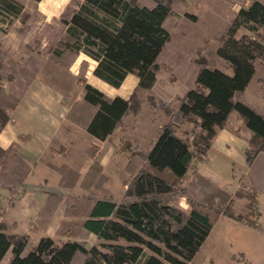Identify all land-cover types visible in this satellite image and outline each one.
Wrapping results in <instances>:
<instances>
[{
    "label": "trees",
    "instance_id": "1",
    "mask_svg": "<svg viewBox=\"0 0 264 264\" xmlns=\"http://www.w3.org/2000/svg\"><path fill=\"white\" fill-rule=\"evenodd\" d=\"M170 1L82 0L64 22L65 32L51 57L68 68L78 55L84 54L95 62L92 74L110 86L119 87L132 73L139 79L138 87L149 89L156 80L158 57L170 37L165 27ZM0 11L12 17L24 16L23 5L16 0H0ZM240 27L252 36L236 37ZM263 29L264 3L252 0L240 7L217 49L231 72L210 67L205 58H198L194 85L177 98L176 108L166 111L169 120L159 128L151 148L140 157L137 149L127 143L131 150L125 170L130 179L124 184L123 199L98 198L92 192L71 196L56 235L79 228L93 234L98 242L87 245L71 238L58 242L43 236L32 244L27 234L6 233L0 224V264L8 254L7 264H188L220 216L257 227L260 213L252 192H230L197 172L191 177L187 172L193 159L202 160L206 155L216 130L226 124L231 112H236L252 131L244 150L247 165L260 151L264 152V115L244 99L255 62L264 59ZM84 63L86 60L81 62L80 70ZM36 69L29 70L0 49V129L9 119L8 109L28 87ZM83 76L80 73V82ZM2 79L10 81L9 92L3 90ZM82 83L84 103L80 106L87 111L74 121L101 140L111 135L129 112L140 110L136 90L127 100L109 98L85 79ZM181 122L191 124L183 136L174 129ZM13 152L12 147L0 149L2 184L11 183L15 168L25 169L24 162ZM59 169V185H74L76 172L67 174L63 167ZM90 178H94L96 186L108 181L96 161L80 187L92 186ZM180 197H186L187 211L177 205ZM61 199L60 194L49 192L42 215L56 211ZM235 199L246 200L244 210L235 211ZM80 202L89 205L83 218L69 220L82 215Z\"/></svg>",
    "mask_w": 264,
    "mask_h": 264
},
{
    "label": "crops",
    "instance_id": "2",
    "mask_svg": "<svg viewBox=\"0 0 264 264\" xmlns=\"http://www.w3.org/2000/svg\"><path fill=\"white\" fill-rule=\"evenodd\" d=\"M19 32V30L15 31L16 42L8 51L11 58L28 68V59L33 56L38 61V67L28 87L16 103L8 109L9 119L0 129V149L12 147L13 153L24 162L25 166L24 170H20L19 167L14 169L11 183L0 182V224L4 225L6 233L27 234L31 243L35 244L43 236L53 239L56 237V230L63 219L70 195L83 193L80 182L93 161L99 163L105 173L106 166L116 155L114 151L119 140L117 132L120 126L114 129L111 135L101 140L76 125L74 119L78 117V114L74 105L76 102L83 104L84 100L82 88L78 97L75 95L74 70L71 67L64 68L49 58L44 60L45 56L42 57V54L40 55L37 51L24 53L23 48L19 47L22 40ZM0 44L3 46L0 49L7 51L4 49L6 44L1 40ZM84 56V60L91 59ZM91 61L94 62L92 59ZM92 70L93 68L85 75L87 83L109 98L120 97L125 100L136 88L155 89L160 72L158 69L153 86L143 89L138 87L139 79L135 74L128 73L119 87H112L94 76ZM182 78L177 76L170 83L171 80L167 77L169 81L167 96L171 95V92L180 96L186 93L188 87L185 84L186 80ZM9 84L10 81L1 80L2 87ZM247 88L248 86L245 91ZM169 99L170 97L166 98V100ZM244 99L251 107L257 101L255 98ZM260 108L264 109V106L260 104ZM146 110L150 113V109H146L143 105L136 116L137 122L130 125L128 133L147 152L156 139L158 128L163 123H157L154 128H151L152 132H149L150 126L153 125L150 120V125L138 124L139 116ZM139 125L142 128H139ZM185 127V130H189L191 124L185 123ZM177 135L183 136L178 133ZM251 135L252 131L244 125L236 112H231L226 124L216 130L206 155L202 160L193 159L187 172V174L197 172L208 178L214 185L227 187L230 192L242 189L254 194L260 213L257 227L223 215L218 218L221 222L223 220L219 241L224 236L222 232L229 231L227 241L231 240L230 253H232V262L235 264H253L254 258L264 264L263 249H260V252L247 249L250 243H257L258 248L264 247V152L260 151L252 163L247 165L244 150L248 146ZM111 137L112 140H110ZM91 146L97 147L98 154L95 153L94 156L89 154ZM60 167H63L67 174L68 171L74 174L76 172L77 178L74 185H59ZM227 171H231V178L227 177ZM72 173L71 180L74 177ZM49 192L60 194L62 199L56 211L42 215V208L45 206ZM183 202L181 201L180 205L183 209H187L188 204L184 202L183 205ZM245 204V199L235 200V211L244 210ZM213 228L214 225L209 234ZM249 252L253 253L254 258L250 257ZM9 256L10 254L5 257L7 259L4 258V261L8 260Z\"/></svg>",
    "mask_w": 264,
    "mask_h": 264
},
{
    "label": "rangeland",
    "instance_id": "3",
    "mask_svg": "<svg viewBox=\"0 0 264 264\" xmlns=\"http://www.w3.org/2000/svg\"><path fill=\"white\" fill-rule=\"evenodd\" d=\"M16 1L23 5L24 16L12 17L11 15L0 11V40L6 44V48L4 49L9 51L11 47H14V42H16V39H14V33L19 30L22 39L19 47L23 48L24 53L28 54L29 52L37 51L40 55L42 54V57L45 56L44 60L49 58L54 63L62 66L52 59L51 52L57 46V43L65 32L66 26L64 22L70 19L72 11L79 6L82 0ZM250 1L252 0L170 1L171 12L165 21V27L168 30L170 37L164 50L158 57L160 72L157 87L153 90H141L136 88V91H132V93L134 91L136 92V97L141 101L140 110L143 105L146 109H150V113L146 110L139 116L140 119H138V124L143 125L146 123L150 125V120L153 125L150 126L149 132H152L151 128H154L157 123L161 122V124L163 123L162 125H164L168 122V113H166V111L168 109L176 108L178 105L177 98L183 97L184 95L180 96L173 92H171V95H166V90L169 88L167 77L171 80L170 83H172L174 78L182 76V80H186L185 84L188 88L194 85V74L197 68L196 61L198 58H205L206 63L210 67H218L225 72H231L229 68L224 66L223 59L217 54V49L237 10L240 7H246ZM259 1L264 3V0ZM186 14H190L194 17L190 18ZM262 33L264 35V29ZM243 34L252 36V34L244 27H240L235 36L240 37ZM1 47L3 46L0 44V48ZM9 55L11 56L10 53ZM84 57L83 54L78 55L68 67H71L76 75L74 85L76 97H78L80 89H83L82 82H84V79L86 80V73L91 71L95 64L91 59H85L86 63L83 64L82 70H80L81 62L84 60ZM28 63L29 70L35 66L38 67V61L33 56L28 59ZM80 73L84 75L82 82H80ZM187 76L188 78H185ZM2 88L6 92H9L10 88L8 85L3 86ZM244 96H246V98H255L258 102L255 101V104H252V107L264 114V109L260 108V104L264 106V59L256 60L255 73ZM169 97L170 99L166 100V98ZM161 98L165 99L162 100ZM151 102H154L155 105L152 106ZM160 103H164V105H161ZM74 106L76 113L79 114V116H85V111H87V109H82L78 102H76ZM140 110L137 113L129 112L120 125V129L117 132L119 140L114 151L116 154L115 158H113L112 162L106 166L105 173L103 172L107 176L108 181L103 183L102 186H96L92 181L94 178H90L92 186L81 187V189L84 190L83 193H73L70 195V199L72 195L84 196L91 192L98 198L111 197L112 200L116 201L123 199L125 190L124 184L130 179L128 172L125 170L127 157L131 150L128 149L127 143H130V145L134 146L133 148L137 149L138 153H140V157L146 153V150L140 147L139 142L128 133L130 132V125L137 122L136 116ZM185 123L187 122H181L180 125H174V129L178 134L184 135L185 132L188 131V129L185 130ZM76 125L83 128L80 124L76 123ZM139 128L142 127L139 125ZM110 140H112V137ZM97 151L98 149L96 146H91L88 152L94 156ZM192 174L193 173L188 175L191 177ZM227 177L231 178V171H227ZM203 190L209 191L208 188H204ZM238 190L245 192L242 189ZM201 193H204V191ZM181 201L187 202L186 197H180L178 200L177 205L182 208L180 205ZM75 204V206H77L79 202L76 201ZM80 206L82 215L71 216V219L69 220L83 218L84 209H87L89 205L88 203L86 204V202H80ZM188 209L189 205L187 206V209L184 210L187 211ZM222 222L219 220L214 222L213 231L209 234L205 243L200 247L199 251L188 264H235L232 262V253H230L231 240L229 239L230 241H227L229 238L227 236L229 231L222 232V235L224 236L222 237V240L219 241L221 228L223 227ZM79 230V228H75L70 233L66 232L61 236L56 235L54 240L59 242L60 240L71 238L83 240L87 245L98 242L93 234L86 233L82 229ZM235 246L237 247V245ZM247 249L260 252V249L264 250V247L258 248L257 243H250ZM249 254L250 257L254 258L252 252H249ZM254 259L255 263L253 264H262L260 260L258 261L256 258ZM7 262L8 260H5L1 264H7Z\"/></svg>",
    "mask_w": 264,
    "mask_h": 264
}]
</instances>
